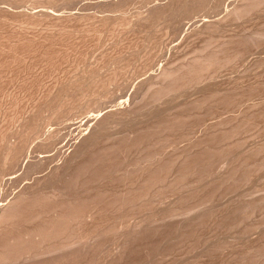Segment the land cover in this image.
Wrapping results in <instances>:
<instances>
[{
    "label": "rangeland",
    "instance_id": "obj_1",
    "mask_svg": "<svg viewBox=\"0 0 264 264\" xmlns=\"http://www.w3.org/2000/svg\"><path fill=\"white\" fill-rule=\"evenodd\" d=\"M127 1L0 0V264H264V0Z\"/></svg>",
    "mask_w": 264,
    "mask_h": 264
},
{
    "label": "bare ground",
    "instance_id": "obj_2",
    "mask_svg": "<svg viewBox=\"0 0 264 264\" xmlns=\"http://www.w3.org/2000/svg\"><path fill=\"white\" fill-rule=\"evenodd\" d=\"M1 1H2V0H1ZM5 1H6V0H5ZM20 1H21V0H20ZM41 1H42V0H41ZM47 1H48V0H47ZM54 1H55V0H54ZM124 1H125V0H124ZM126 1H127V0H126ZM130 1H133V0H130ZM130 1H127V2H130ZM174 1H175V0H174ZM176 1H177V0H176ZM179 1H180L181 3H182V2L184 3L183 0H182V1L179 0ZM179 1H178V2H179ZM186 1H187V0H186ZM195 1H196V0H195ZM197 1H199V3H203V2H200V0H197ZM197 1H196V2H197ZM210 1H211V0H209V2H210ZM61 2H62V1H61ZM63 2H64V1H63ZM69 2H70V1H69ZM71 2H72V1H71ZM187 2H189V1H187ZM246 2H247V1H246ZM20 3H21V2H20ZM20 3H19L18 5H21ZM44 3H45V2H44ZM51 3H52V2H51ZM67 3H68V2H67ZM124 3L126 4V2H124ZM181 3H180V4H181ZM238 3H239V2H238ZM10 4H11V3H10ZM53 4H54V3H53ZM58 4H59V3H58ZM180 4H179V6H181ZM190 4H191V3H190ZM192 4H193L194 7H195V5H196L197 3L195 4V3L192 2ZM192 4H191V5H192ZM233 4H234V3H233ZM0 5H1V3H0ZM4 5H6V4H4ZM32 5H33V3H32ZM48 5H49V4H48ZM182 5H183V4H182ZM206 5H207V4H206ZM37 6H38V5H37ZM37 6H35V7L37 8ZM176 6H178V5L175 4V7H176ZM184 6H185V3H184ZM196 6H197V5H196ZM199 6H200V5H199ZM201 6H202V5H201ZM12 7H13V6H12ZM14 7H15V6H14ZM17 7H18V6H17ZM17 7H16V8H17ZM45 7H47V6H45ZM235 7H236V6H235ZM21 8H22V7H21ZM48 8H49V7H48ZM178 8H179V7H178ZM183 8H184V7H183ZM183 8H182V9H183ZM185 8H186V7H185ZM204 8H205V7H204ZM227 8H228V7H227ZM236 8H237V7H236ZM242 8H243V7H241V9H242ZM30 9H31V8H30ZM156 9H157V8H156ZM174 9H175V8H174ZM176 9H177V7H176ZM176 9H175V10H176ZM190 9H191V8H190ZM200 9H201V8H200ZM238 9H239V10H238ZM238 9H237V11L241 12L239 7H238ZM7 10H8V9H7ZM40 10H41V9H40ZM40 10H39V11L37 10V11L39 12V14H40ZM153 10H154V8H153ZM159 10H161V9H159ZM159 10L157 9V10H155V11L160 12ZM164 10L166 11L165 8H164ZM177 10H178V9H177ZM196 10H197V9H196ZM246 10H247V9H246ZM37 11H35V12H37ZM167 11H169V9H168ZM170 11H171V8H170ZM178 11H180V10H178ZM197 11H198V10H197ZM38 12L36 13L37 15H38ZM152 12H153V11H152ZM158 12H156V13H158ZM163 12H164V11H163ZM234 13H235V12H234ZM236 13H237V12H236ZM11 14H12V13H11ZM17 14H18V13H17ZM152 14H153V13H152ZM163 14H165V12H164ZM240 14H241V13H240ZM12 15H13V14H12ZM153 15H154V14H153ZM234 15H235V14H234ZM10 16H11V15H10ZM26 16H27V15H26ZM0 17H1V16H0ZM33 17H34V16H33ZM0 19H1V18H0ZM28 20H30V19H28ZM25 21H26V20H25ZM17 39H18V38H17ZM25 41H26V39H25ZM18 43H19V42H18ZM30 44H31V43H30ZM25 45H26V44H25ZM199 59H200V58H199ZM192 61H193V60H192ZM195 62H196V61H195ZM189 65H190V64H189ZM200 65H201V64H200ZM204 65H205V64H204ZM181 68H182V67H181ZM199 68H200V67H199ZM185 69H186V68H185ZM160 71H161V70H160ZM168 71H169V70H168ZM162 72H164V71L162 70V71L159 72V73H162ZM172 72H173V71H172ZM180 72H181V70H180ZM159 73H158V74H159ZM167 73H168V72H167ZM167 73H166V71L164 72V74H167ZM177 73H178V71H177ZM158 74H157V75H158ZM162 74H163V73H162ZM164 74H163V75H164ZM168 74H169V73H168ZM185 74H187V73H185ZM91 75H92V74H91ZM157 75H156V77H157V78H160V75H158L159 77H158ZM87 76H88V75H87ZM169 76H170V75H169ZM84 77H85V76H84ZM157 78H156V79H157ZM170 78H171V77H170ZM84 79H85V78H84ZM84 79H83V80H84ZM89 79H90V78H89ZM158 80H159V79H158ZM158 80H157V81H158ZM165 80H166V79H165ZM67 81H68V80H67ZM76 81H77V80H76ZM84 81H86V80H84ZM88 81H89V80H88ZM88 81H87V82H88ZM95 81H96V80H95ZM95 81H94V82H95ZM97 81H98V80H97ZM157 81H156V82H157ZM77 82H78V81H77ZM77 82H76V83H77ZM79 82H80V80H79ZM81 82H83V81H81ZM90 82H91V81H90ZM92 82H93V79H92ZM94 82H93V83H94ZM68 83H69V82H68ZM166 83H167V82H166ZM172 83H173V82H172ZM74 84H75V83H74ZM77 84H78V83H77ZM77 84H76V85H77ZM82 84H83V83H82ZM82 84H81V85H82ZM87 84H88V83H87ZM72 85H73V84H72ZM94 85H95V84H94ZM62 86H63V85H62ZM84 86H85V85H84ZM84 86H83V87H84ZM86 86H87V85H86ZM86 86H85V87H86ZM91 86H92V84H91ZM72 87H73V86H72ZM79 87H80V86L78 85V86H77V89H78ZM89 87H90V86H89ZM89 87H88V88H89ZM68 88H69V87H68ZM73 88H74V87H73ZM88 88H87V89H88ZM149 88H150V87H149ZM69 89H70V88H69ZM69 89H68V90H69ZM71 89H72V88H71ZM71 89H70L69 91H72ZM82 89H83V88H82ZM157 89H158V88H157ZM169 90H170V89H169ZM83 91H84V90H83ZM61 92H62V91H61ZM63 92H64V91H63ZM66 92H67V91H66ZM76 92H78V91H76ZM69 93H70V92H69ZM72 93H73V92H72ZM74 93H75V92H74ZM79 93L82 94L83 92L81 91V92H79ZM160 93H161V92H160ZM65 94H66V93H65ZM75 94H76V93H75ZM89 94H90V93H89ZM61 95H62V94H61ZM77 95H78V94H77ZM64 96H65V95H64ZM89 96H90V95H89ZM55 97H56V95H55ZM65 97H66V96H65ZM74 97H76V96L74 95ZM83 97H84V96H83ZM58 98H59V96H58ZM54 99H55V98H54ZM55 100H56V99H55ZM71 100H72V99H71ZM48 102H49V101H48ZM60 102H61V101H60ZM65 102H66V101H65ZM58 104H59V103H58ZM56 105H57V104H56ZM48 106H49V104H48ZM61 106H62V105H61ZM42 108H43V106H42ZM48 109H49V107H48ZM69 109H70V108H69ZM42 110H44V109H42ZM62 110H63V109H62ZM71 110H72V109H71ZM71 110H70V111H71ZM50 111H51V110H50ZM55 111H56V109H55ZM60 113H61V112H60ZM59 115H60V114H59ZM52 116H53V115H52ZM62 116H63V114H62ZM53 117H54V116H53ZM56 117H57V116H56ZM42 118H44V117H42ZM59 118H60V117H59ZM31 119H32V118H31ZM33 119H34V118H33ZM101 119H102V118H101ZM101 119H99V122H100V121L102 122V123L100 122V123H101V126H102L103 123H105V122H103V120H101ZM103 119H104V117H103ZM50 120H51V119H50ZM96 120H98V119H96ZM105 120H106V119H105ZM105 120H104V121H105ZM30 121H31V120H30ZM30 121H29L28 123H30ZM31 122H32V121H31ZM35 122H36V121H35ZM93 123L95 124V121H94ZM96 123H98V121H97ZM30 124H31V123H30ZM94 124H92V125L96 128V125H97V124H96V125H94ZM98 124H99V123H98ZM32 125H33V124H32ZM45 125H46V124H45ZM25 126H26V125H25ZM27 126H28V125H27ZM82 126H83V125H82ZM97 126H98V125H97ZM34 127H35V126H34ZM71 127H72V126H71ZM80 127H81V125H80ZM80 127H79V128L76 127V128H77V129H80ZM32 128H33V127H32ZM76 128H74V129L76 130ZM26 129L28 130V128H26ZM26 129H25V130H26ZM29 129H30V128H29ZM36 129H37V128H36ZM36 129H35V130H36ZM87 129H88V128H87ZM92 129H93V132H94V133H92V135H93V134L95 135V133L97 132L96 129H100V126L97 127V128L95 129L96 132L94 131V128H92ZM92 129H90L91 132H92ZM20 130H21V129H20ZM31 130H33V129H31ZM75 130H74V131H75ZM33 131H34V130H33ZM71 131H72V130H71ZM74 131H72V132H74ZM78 131H80V130H78ZM20 132H21V131H20ZM23 132H25V131H23ZM80 132H82V131H80ZM87 132H88V131H87ZM16 133H17V132H16ZM21 133H22V132H21ZM28 133H29V132H28ZM28 133H27V134H28ZM40 133H41V132H40ZM78 133H79V132H77V134H78ZM29 134H31V133H29ZM36 134H37V133H36ZM48 134H49V133H48ZM72 134H74V133H72ZM81 134H82V133H80V136H81ZM24 135H25V133H24ZM46 135H47V134H46ZM78 135H79V134H78ZM15 136H16V135H15ZM25 136H26V135H25ZM28 136H29V135H28ZM40 136H42V135L40 134ZM48 136H49V139H50V138H51V137H50L51 135L49 134ZM12 137H13V136H12ZM20 137H21V136H20ZM22 137H23V136H22ZM29 137H30V136H29ZM32 137H33V136H32ZM53 137H54V136H53ZM14 138H15V137H14ZM33 138H34V137H33ZM8 139H9V138H8ZM28 139H29V138H28ZM86 139H87V137H86ZM24 140H25V138H24ZM24 140H23V141H24ZM26 140H27V139H26ZM26 140H25V141H26ZM47 140H48V139H47ZM9 141H10V140H9ZM19 141H20V140H19ZM23 141L21 142V144L23 143ZM87 141H88V140H87ZM17 142H18V141H17ZM26 142H28V141H26ZM30 142H31V140H30ZM84 142H85V141H84ZM5 144H6V143H5ZM8 144H9V143H8ZM10 144H11V143H10ZM10 144H9V145H10ZM17 145H18V144H17ZM23 145H24V144H23ZM26 145H28V143H27ZM6 146H7V145H6ZM19 147H20V145H19ZM19 147L16 146L15 144L13 145V142H12V145H11V146H8L7 148L4 149V150H7V149L9 150V157H10V160L13 162V164H14V163H17V162H15V160L18 159V155H19L20 153H22V152H25V151L22 150V149H23V146H21L22 149H20ZM24 147H26V146H24ZM3 148H4V147H3ZM26 149H27V148H26ZM4 150H3V151H4ZM8 150H7V151H8ZM21 150H22V152H21ZM72 152H73V151H72ZM4 154H5V153H4ZM62 154L64 155L65 152L62 153ZM74 154H75V153H74ZM5 155H7V154H5ZM21 155H22V154H21ZM3 156H4V155H3ZM7 156H8V155H7ZM22 156H23V155H22ZM70 156H71L70 158H72V157L75 158L73 155H70ZM0 157H1V156H0ZM5 157H6V156H5ZM19 157H20V155H19ZM68 157H69V156H68ZM70 158H67V160H68V159L70 160ZM2 159H3V158H2ZM6 159H7V158H6ZM75 159H76V158H75ZM0 160H1V159H0ZM71 161H72V159H71ZM73 161H74V160H73ZM18 162H19V160H18ZM82 162H83V161H82ZM5 163H6V162H5ZM8 163H9V161H8ZM13 164H12V165H13ZM86 164H87V163H86ZM2 165H4V164H2ZM6 165H7V164H6ZM10 165H11V163H10ZM12 165H11V166H12ZM15 165H16V164H15ZM15 165H14V166H15ZM27 165H28V164H27ZM27 165H25V166H27ZM71 165H73V164H71ZM58 166H59V165H58ZM85 166H86V165H85ZM2 167H3V166H2ZM2 167H1V168H2ZM27 167H29V165H28ZM7 168H8V167H7ZM68 168H69V167H68ZM10 169H11V168H10ZM26 169H27V168H26ZM31 169H32V168H31ZM66 169H67V168H66ZM66 169H65V170H66ZM79 169H80V168H79ZM6 170H7V169H6ZM24 170H25V169H24ZM61 170H62V169H61ZM65 170H64V171H65ZM86 170H87V169H86ZM7 171H8V170H7ZM56 171H57V170H56ZM0 172H1V170H0ZM4 172H5V171H4ZM88 172H89V171H88ZM57 173H58V172H57ZM79 173H80V172H79ZM82 173H83V172H82ZM68 174H69V173H68ZM62 175H63V173H62ZM65 175H66V174H65ZM69 175H70V174H69ZM80 176H81V175H80ZM85 177H86V176H85ZM85 177H84V178H85ZM0 178H1V177H0ZM75 178H76V177H75ZM1 179H2V178H1ZM58 179H59V178H58ZM62 179H63V178H62ZM65 179H66V178H65ZM79 179H80V178H79ZM0 181H1V180H0ZM61 181H62V180H61ZM75 181H76V180H75ZM55 182H56V180H55ZM55 182H54V183H55ZM86 182H87V181H86ZM52 183H53V182H52ZM55 184H57V183H55ZM59 186H60V185H59ZM75 186H76V185H75ZM81 186H82V185H81ZM42 187H43V186H42ZM46 187H47V185H46ZM86 187H87V186H86ZM70 188H71V187H70ZM45 189H46V188H45ZM51 189H52V188H51ZM46 190H47V189H46ZM46 190H45V191H46ZM1 192H2V191H0V193H1ZM22 192H23V191H21V194H22V196H23V193H22ZM34 192H35V191H34ZM36 192H37V191H36ZM67 192H68V191H67ZM71 192H72V191H71ZM87 192H88V191H87ZM29 193H30V192H29ZM65 193H66V192H65ZM82 193H83V192H82ZM85 193H86V192H85ZM7 194H8V193H7ZM10 194H11V193H10ZM10 194H8V195H10ZM19 194H20V193H19ZM30 194H32V192H31ZM36 194H37V193H36ZM49 194H50V193H49ZM4 195H6V194H4ZM4 195H3V199L6 197V196L4 197ZM25 195H27V194H24V196H25ZM28 195H29V194H28ZM44 195H45V194H44ZM54 195H55V194H54ZM64 195H66V194H64ZM74 195H76V193H75ZM16 196H17V194H16ZM16 196H15V197L13 196V198H18L19 195H18L17 197H16ZM20 196H21V195H20ZM38 196H39V195H38ZM8 197H9V196H8ZM82 198H83V197H82ZM6 199H7V200H6ZM31 199H32V198H31ZM5 200H6L5 203L2 204V205H0V211H3V212H5V211L7 210L6 208H8L9 206H10V208L12 207L11 205H12L13 203H11V202L16 201V200H13V201H12V198H10V199L5 198ZM26 201H27V200H26ZM3 202H4V200H3ZM22 202H24V201H22ZM1 203H2V202H1ZM1 203H0V204H1ZM10 203H11V204H10ZM67 203H68V202H67ZM14 204H15V202H14ZM14 204H13V206L15 207ZM19 205H21V204H19ZM23 206H24V205H23ZM48 207H49V206H48ZM50 207H51V206H50ZM58 207H59V206H58ZM25 208H26V207H25ZM25 208H24V210H25ZM31 208H32V207H31ZM37 208H38V207H37ZM18 209H19V208H18ZM4 210H5V211H4ZM16 212H17V211H16ZM23 212H24V211H23ZM70 212H71V211H70ZM53 214H54V213H53ZM62 214H63V213H62ZM10 215H11V214H10ZM59 215H60V214H59ZM66 215H67V214H66ZM7 216H8V215H7ZM11 216H12V215H11ZM17 216H19V215H17ZM65 217H66V216H65ZM4 218H5V217H4ZM53 218H54V216H53ZM8 219H9V218H8ZM49 220H51V219H49ZM55 220H56V219H55ZM3 222H4V221H3ZM20 222H21V221H20ZM12 223H13V222H12ZM6 224H7V223H6ZM27 224H28V223H27ZM54 224H55V223H54ZM3 225H4V224H3ZM51 225H52V224H51ZM9 226H10V225H9ZM64 226H65V225H64ZM4 227H5V226H4ZM20 227H21V226H20ZM45 227H46V226H45ZM55 227H56V226H55ZM74 228H75V227H74ZM60 229H61V227H60ZM42 230H43V228H42ZM70 230H71V229H70ZM29 232H30V231H29ZM33 232H34V231H33ZM44 232H45V231H44ZM68 232H69V231H68ZM72 232H73V231H72ZM26 235H27V234H26ZM26 235H25V237H26ZM8 236H9V235H8ZM42 236H43V235H42ZM10 237H11V236H10ZM15 237L18 238L17 235H16ZM29 237H30V236H29ZM6 238H7V237H6ZM32 238H33V237H32ZM44 238H45V237H44ZM7 239H8V238H7ZM7 239H6V240H7ZM18 239H19V238H18ZM65 239H66V238H65ZM19 240H20V239H19ZM21 240H23V239H21ZM35 240H36V239H35ZM23 241H24V240H23ZM14 242H15V241H14ZM38 242H39V241H38ZM64 242L66 243V241H64ZM21 244H22V243H21ZM40 245H41V244H40ZM44 246H45V245H44ZM0 247H1V246H0ZM5 250H6V249H5ZM7 250H8V249H7ZM47 251H48V250H47ZM18 252H19V251H18ZM38 252H39V251H38ZM3 253H4V252H3ZM0 254H2V253H0ZM69 254H70V253H69ZM7 255H8V254H7ZM5 256H6V255H5ZM25 256H27V255H25ZM48 256H49V255H48ZM10 257H11V256H10ZM5 259H6V258H5ZM18 259H19V258H18ZM42 261H43V260H42ZM5 262H6V261H5ZM21 262H22V261H21ZM16 264H17V263H16Z\"/></svg>",
    "mask_w": 264,
    "mask_h": 264
}]
</instances>
